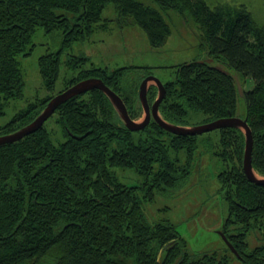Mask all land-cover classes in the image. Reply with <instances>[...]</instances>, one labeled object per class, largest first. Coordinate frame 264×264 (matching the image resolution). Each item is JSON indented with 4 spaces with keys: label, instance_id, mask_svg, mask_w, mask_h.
Wrapping results in <instances>:
<instances>
[{
    "label": "trees",
    "instance_id": "16d2710c",
    "mask_svg": "<svg viewBox=\"0 0 264 264\" xmlns=\"http://www.w3.org/2000/svg\"><path fill=\"white\" fill-rule=\"evenodd\" d=\"M153 1L158 8L139 0H0V115L5 103L24 96L19 58L32 53L37 27L60 38L57 48L37 58L49 93L17 111L0 127V135L31 122L45 108L54 96L50 92L62 54L106 24L100 22L105 20L101 13L109 2L118 24H137L153 48L163 46L171 34L160 10L173 9L196 22L200 46L213 62L178 64L175 79L163 83L166 95L159 112L180 125L191 110L206 114V121L236 116L240 97L232 74L239 75L241 85L250 77L254 86L244 89V118L253 133V167L264 175V25L244 3ZM64 60L66 70L78 71L65 79L68 85L98 77L120 95L133 119L142 112L137 89L151 73L148 66H137L145 73L131 84L135 66L86 68L90 60L82 53L66 52ZM156 94V87H149L148 101ZM52 115L59 139L52 138L45 121L35 132L0 145V264H231L229 254L192 255L175 223H150L144 213L145 201L177 186L189 173L198 134L168 132L153 119L130 131L98 89L68 98ZM217 130L214 154L226 165L217 176L228 211L221 232L233 244L239 264H264V184L249 181L243 172V131ZM182 150L184 160L170 156ZM116 169L133 170L139 184H125ZM253 234L258 242L251 245Z\"/></svg>",
    "mask_w": 264,
    "mask_h": 264
},
{
    "label": "rangeland",
    "instance_id": "374dc122",
    "mask_svg": "<svg viewBox=\"0 0 264 264\" xmlns=\"http://www.w3.org/2000/svg\"><path fill=\"white\" fill-rule=\"evenodd\" d=\"M139 1L157 7L156 2L153 0ZM205 1L211 6L220 2L228 4L244 3L257 24L264 25V0ZM160 11L164 20L168 22L171 33L161 47L153 48L149 45L147 34L137 24L120 26L117 22V14L114 11L113 4L109 2L101 13L105 20L100 22L106 24L97 28L86 41L73 43L71 47L67 48L66 52L87 55L90 61L86 68L106 66L112 70L116 67L135 66L134 71L129 74L131 84L136 80L134 78L141 77L145 73L143 68H139L145 66L150 68V75H153L156 79L159 78L163 83L174 80L178 64L207 58V54L206 50L200 46V32L196 22L192 20L190 15H182L173 9ZM32 39L34 43L32 53L19 58L22 73L25 77L24 96L4 104L3 113L0 115V127L10 121L13 115L23 109L28 102H33L36 98H43L49 93L37 71V58L44 52L57 48L60 38L56 33L46 34L43 28L37 27ZM66 52L61 57L60 74L56 80V86L50 92L54 96L70 86L68 80H65L67 77L78 75V71L66 70L64 65ZM144 77L141 79L143 80ZM242 83L245 90L254 86L250 77L244 79ZM151 86L156 87V82L150 80L148 88ZM245 113L244 100L240 98L237 103L236 116L243 118ZM144 115L145 113L142 111L134 119L140 121ZM207 117L204 113L191 110L185 118L187 123L181 124L187 126L201 125L207 122ZM54 118L55 116L52 115L45 124L53 130L52 138L57 140L60 138L59 133L61 130L60 127L55 125ZM218 139L219 132L217 128L199 134L196 143L198 147L191 162L189 173L172 189L166 188L156 192L151 202L145 201L143 209L150 223L163 219L175 223L178 232L187 241L188 251L192 255L198 256L202 253L209 254L215 251L219 255L229 254L231 264H239L234 252H229L230 248L220 232L228 211L222 194L223 189L220 187L217 176L220 170L226 168L219 156L214 154L218 149ZM184 152V150L177 154L171 152L170 156L178 155L181 158L180 161H182L185 159ZM116 171L120 180L125 184H139L140 177L133 170L116 169ZM249 238L251 245L258 242L254 234Z\"/></svg>",
    "mask_w": 264,
    "mask_h": 264
},
{
    "label": "water",
    "instance_id": "95a60500",
    "mask_svg": "<svg viewBox=\"0 0 264 264\" xmlns=\"http://www.w3.org/2000/svg\"><path fill=\"white\" fill-rule=\"evenodd\" d=\"M199 62H209L212 63V58H203L198 60ZM214 64V67L222 72V73H228V70L225 67H222L221 65ZM233 78L235 80V84L237 86L238 96L242 99H244V88L241 85V81L239 78V75H237L236 72L233 74ZM150 80H153L156 82V89L157 96L153 100L152 103H150L147 99V93H148V82ZM91 89H98L105 93L107 98L109 99V102L114 107L116 113L119 115V118L124 126L127 127L130 131H137L140 129L145 128L151 119L158 125H160L163 129H165L168 132H172L178 135H196V134H202L205 131H211L216 128H226V127H233V128H239L244 133V149H243V158H242V168L244 174L247 176L248 180L251 182H254L255 184L261 185L264 184V175L258 174L252 164V149H253V133L250 129L249 125L247 124V120L243 117H237V116H225V117H219L214 118V120L207 121L201 125H192L187 126L183 124H176L174 122H169L163 118V116L159 112V105L161 103V100L166 95V89L164 87L163 82L159 80V78H155L153 75H145L143 80L140 82L138 86V99L142 106V111L145 113L142 120L137 121L133 119L130 114L128 113L126 103L123 102L120 95L111 89L102 79L94 76H90L88 78H83L77 81L76 83L68 86V88L64 89L63 91L58 92L55 96L50 98L45 105V108H43L37 115L36 118L33 119L31 122L25 124L22 127L17 128L13 132L10 133H4L3 135H0V145H3L4 143H12L18 139H21L26 134L35 132L37 129H39L40 126L44 124L45 121L51 116L54 111L58 108L59 104L65 102L68 100V98L77 96L80 93L90 91ZM245 105V102H244ZM75 136V135H73ZM81 137V136H76ZM221 232V231H220ZM221 235L227 243L228 247L232 252L238 254L233 246L232 243H229L227 240V237L225 236L224 232H221Z\"/></svg>",
    "mask_w": 264,
    "mask_h": 264
}]
</instances>
